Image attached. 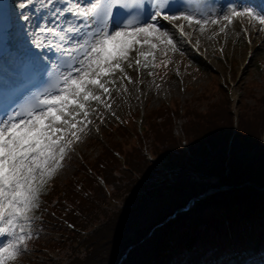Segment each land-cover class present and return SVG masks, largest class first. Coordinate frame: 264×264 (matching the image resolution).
<instances>
[{
	"label": "trees",
	"instance_id": "16d2710c",
	"mask_svg": "<svg viewBox=\"0 0 264 264\" xmlns=\"http://www.w3.org/2000/svg\"><path fill=\"white\" fill-rule=\"evenodd\" d=\"M165 61V54L155 59L150 72L157 83ZM254 70L259 79L243 81L234 124L227 93L213 79L187 99L147 110L140 131L134 112L99 135L85 127L78 141L96 153L73 161L68 151L63 165L74 168L48 180L35 213L34 259L22 255L14 264H224L255 238L264 247V90L256 89L264 62L257 59ZM178 117L185 144L174 132ZM43 248L54 252L45 261L37 258Z\"/></svg>",
	"mask_w": 264,
	"mask_h": 264
},
{
	"label": "snow or ice",
	"instance_id": "6c2138e0",
	"mask_svg": "<svg viewBox=\"0 0 264 264\" xmlns=\"http://www.w3.org/2000/svg\"><path fill=\"white\" fill-rule=\"evenodd\" d=\"M34 4L20 0L11 7L25 10ZM40 7H47L45 24L30 25L27 12L17 19L24 22L21 29H30L32 45L56 52L59 60L43 88L0 112V237L6 239L0 244V264L26 255L38 235L33 223L48 180L91 123L88 118L96 111L91 105L110 109L105 97H111L118 73L121 83H131L126 67H158L156 53L176 49L161 21L185 37V26L199 25L203 33L207 25H216L224 33L236 21L264 31V7L257 11L231 0L219 12L205 0H40Z\"/></svg>",
	"mask_w": 264,
	"mask_h": 264
},
{
	"label": "rangeland",
	"instance_id": "374dc122",
	"mask_svg": "<svg viewBox=\"0 0 264 264\" xmlns=\"http://www.w3.org/2000/svg\"><path fill=\"white\" fill-rule=\"evenodd\" d=\"M223 23L222 21L221 26ZM169 27L171 30L173 29L171 25ZM242 27L248 29L246 34L242 32ZM259 27L257 24L256 29ZM185 30L202 52V57L197 56L179 35L170 32L176 42V49L169 48L165 53L167 54V64L165 65L166 71L160 76L161 82L157 83L153 75L146 74V68L137 70L135 65L132 68L126 67L127 75L131 77L132 82L129 83L125 79L121 83L118 77L122 74H117V83L112 89L111 97H105L106 102L111 105L110 109H105L95 103L92 104V108L96 111L88 118L91 120V123L86 127L88 133L99 135L108 123L128 119L129 114L133 112L136 113L134 115L137 117L139 109L147 112L161 102L172 100L175 97L187 99L189 95H195L203 86L210 84L213 79L226 84L229 88V94H233L237 98L243 92L242 85L245 79H248L249 76L254 80L259 79L260 73L254 70V63L257 59L264 62V31L253 30L252 26L246 22L241 24L239 21H236L235 25L233 23V25L228 26L224 33L216 32L213 33L214 35L201 33L199 25H196L191 31L188 26H185ZM247 52L248 55L244 61L243 58ZM159 55L160 53L157 52L155 59L159 58ZM133 59H135L134 54ZM190 63L191 65L187 66ZM192 63H195L197 68H193ZM125 87H131L133 91L130 93L131 95L128 94L121 98L125 93ZM256 89L264 90V79L261 80L259 86H256ZM247 100L252 102L249 98ZM232 116V121H236V108L235 115L232 114ZM135 117L133 124L140 127L141 123ZM182 119V117L175 118L174 132H181L180 122ZM70 151L73 161H76L79 159L80 153L86 152L94 155L97 149L91 147L84 151L83 143L75 141L70 146ZM73 168V162H68L60 167L55 174L62 178L69 175ZM212 190L210 189V191ZM48 233L43 231L42 235ZM51 234L57 235L54 231ZM256 242H253L249 251L247 250L246 254H243L242 263L254 258L256 261L252 262L251 260L250 264H264V249L256 250ZM52 252V249L43 248L37 253V258L45 261L46 255L49 256ZM26 256L34 259L33 250L28 248Z\"/></svg>",
	"mask_w": 264,
	"mask_h": 264
},
{
	"label": "bare ground",
	"instance_id": "6f19581e",
	"mask_svg": "<svg viewBox=\"0 0 264 264\" xmlns=\"http://www.w3.org/2000/svg\"><path fill=\"white\" fill-rule=\"evenodd\" d=\"M19 2H20V0H11V5L12 4H18ZM11 10L13 11L14 32H13L12 37H13V43H14V45H16L17 47H19L22 50H27V51H32V52L37 53L40 50V48H36L34 45L31 44V38L32 37H31V34H30V29H28V28L21 29L20 25L22 23H24V22H23L22 19H17V14L20 13V12H27V14H29L32 17V20L29 22L30 25H33L34 26V24H35L36 21H39V23L41 25H43L46 22H48V21H46L44 19V16H45V14L47 12V7L41 8L40 7V0H35L34 6L30 5L28 9L21 10L18 7L15 8V9L13 7H11ZM176 14L178 15L179 13L177 12ZM161 22L165 25V27L167 28V30L169 32H174L169 27L170 25H169V22L168 21H161ZM235 23L236 22H234V25H235ZM48 26L51 27L52 26L51 23H48ZM188 28L191 31L195 27H189L188 26ZM162 30H164V29H162ZM216 32L217 33H220L218 26H216V25H207L206 26V31L203 32V34H210V33L213 34V33H216ZM125 89H126V91H125L124 95L121 96V98L127 96L128 94H130L133 91V88H131V87H125Z\"/></svg>",
	"mask_w": 264,
	"mask_h": 264
},
{
	"label": "water",
	"instance_id": "95a60500",
	"mask_svg": "<svg viewBox=\"0 0 264 264\" xmlns=\"http://www.w3.org/2000/svg\"><path fill=\"white\" fill-rule=\"evenodd\" d=\"M210 189H213V188H209V190H210ZM209 190H205V191L201 192L200 194H198V195H196V196H192V197L189 199V201L187 202V204L185 205V207L188 206V205L191 203V199H192L193 197H200V196H202L204 193H206V192L209 191ZM180 208H183V207H179V208H177V209H180Z\"/></svg>",
	"mask_w": 264,
	"mask_h": 264
}]
</instances>
